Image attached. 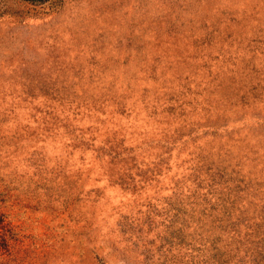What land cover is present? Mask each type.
<instances>
[{
  "label": "rangeland",
  "instance_id": "1",
  "mask_svg": "<svg viewBox=\"0 0 264 264\" xmlns=\"http://www.w3.org/2000/svg\"><path fill=\"white\" fill-rule=\"evenodd\" d=\"M0 264H264V0H0Z\"/></svg>",
  "mask_w": 264,
  "mask_h": 264
}]
</instances>
